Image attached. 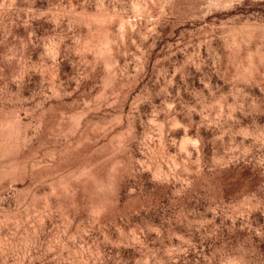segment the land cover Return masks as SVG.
Returning <instances> with one entry per match:
<instances>
[{
    "label": "rangeland",
    "instance_id": "rangeland-1",
    "mask_svg": "<svg viewBox=\"0 0 264 264\" xmlns=\"http://www.w3.org/2000/svg\"><path fill=\"white\" fill-rule=\"evenodd\" d=\"M0 264H264V0H0Z\"/></svg>",
    "mask_w": 264,
    "mask_h": 264
}]
</instances>
